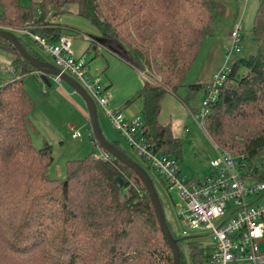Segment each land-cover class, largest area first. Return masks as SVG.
I'll return each mask as SVG.
<instances>
[{
    "label": "trees",
    "instance_id": "1",
    "mask_svg": "<svg viewBox=\"0 0 264 264\" xmlns=\"http://www.w3.org/2000/svg\"><path fill=\"white\" fill-rule=\"evenodd\" d=\"M70 4L100 33L90 36L88 53L96 56L106 48L145 77L125 104L142 101L145 140L157 153L181 161L179 138L169 122L159 120L161 100L182 87L202 39L226 14L225 1L29 0L24 5L0 0V26L34 21L35 32L55 43L63 25L53 16ZM252 27L256 52L232 62L202 121L214 144L264 165V0ZM18 39L28 54L43 61L30 39ZM0 49L10 57V78L0 82V264H173L142 179L109 152L107 160L94 159L92 153L104 148L93 131L92 153L68 160L65 178L47 175L52 147L44 142L37 148L31 141L28 116L35 104L23 84L38 70L1 36ZM200 86L189 84L190 89ZM111 144L130 158L117 142ZM189 252L190 264L208 261L209 253L196 241Z\"/></svg>",
    "mask_w": 264,
    "mask_h": 264
},
{
    "label": "rangeland",
    "instance_id": "2",
    "mask_svg": "<svg viewBox=\"0 0 264 264\" xmlns=\"http://www.w3.org/2000/svg\"><path fill=\"white\" fill-rule=\"evenodd\" d=\"M29 0H21L27 5ZM226 14L217 18L210 26L209 34L201 41L200 47L186 73L182 87L176 92L168 93L162 98L159 111V120L165 124L170 123L172 135L179 138L181 143V161L179 170L187 178H203L209 170L212 159L217 158L214 142L210 139L205 129L199 126L200 112L204 108V102L210 99L209 83L215 72L223 67L226 72L232 62L243 56L253 54L257 50V42L252 35V24L256 15V8L260 0H224ZM56 22L61 23V32L72 38L71 48L76 56H84L88 61L87 70L92 77L101 76L102 81L110 80L108 102L109 108H123L124 113L139 114L142 111V101L138 98L129 105L125 101L137 90L142 88L146 81L132 65L126 63L116 55L113 56L106 48L100 50L99 56L87 53L88 39L90 36L99 37L100 33L87 19L80 17L74 4L68 6V10L56 16ZM240 22L239 30L240 52H231L225 60V55L233 44L231 32ZM18 36V35H17ZM30 41V40H29ZM42 60L55 67L59 63L46 54L34 42H31ZM9 55L0 49V82L10 78L8 73ZM48 77V76H47ZM70 78H72L69 75ZM107 81V82H108ZM49 86L43 82L39 73L26 75L23 79L25 90L32 96L35 107L29 113L28 118L32 124L30 129L31 141L37 148L42 147L43 140L52 147V163L49 165L47 175L54 179L66 177V163L68 160L83 158L92 153L93 142L90 138L91 122L88 116L86 103L78 93L64 80H55L48 77ZM189 84L201 85L197 89H190ZM121 89L122 94L111 98L114 90ZM110 97V99H109ZM110 100V101H109ZM100 131L111 143L117 142L130 158H133L144 170L148 172L155 187L158 199L161 202L163 215L171 229V235L180 244L181 255L185 264H190L189 244L196 241L203 251L210 253L214 242L207 231L191 232L183 235V230L189 228L176 214V207L182 201L177 188H169L160 180L157 172L144 163L130 148L118 130H115L103 109L96 105ZM73 124L81 131L82 136L72 139L67 125ZM217 145V144H216ZM99 152L98 150L92 154ZM205 264H210L206 261Z\"/></svg>",
    "mask_w": 264,
    "mask_h": 264
},
{
    "label": "built area",
    "instance_id": "3",
    "mask_svg": "<svg viewBox=\"0 0 264 264\" xmlns=\"http://www.w3.org/2000/svg\"><path fill=\"white\" fill-rule=\"evenodd\" d=\"M231 32L233 44L226 53L240 52L239 30L236 24ZM1 29L31 40L46 54L59 63L62 72L74 78L89 94L96 105L103 109L115 130L136 154L146 161L169 188H177L182 200L176 214L191 232L207 231L214 242L209 253L210 264H264V165L249 162L242 156L231 155L214 145L217 158L209 164V172L203 178H187L179 170V161L163 153H157L144 138L143 120L140 115H127L120 108H109L104 85L98 76L92 77L86 70L87 60L76 56L71 39L62 33L52 43L35 30L38 26L28 21L21 27L0 26ZM229 72V71H228ZM228 72L221 67L209 83L211 98L205 100L200 112L199 126L207 112L206 105L214 100L217 89L222 86ZM58 82L60 76H55ZM67 129L72 139L82 136L81 131L69 123ZM94 159H109L105 149L93 154Z\"/></svg>",
    "mask_w": 264,
    "mask_h": 264
},
{
    "label": "water",
    "instance_id": "4",
    "mask_svg": "<svg viewBox=\"0 0 264 264\" xmlns=\"http://www.w3.org/2000/svg\"><path fill=\"white\" fill-rule=\"evenodd\" d=\"M0 36L8 40L14 47H16L21 55L30 62L33 66H35L41 76L43 82H45L49 86L48 77L46 74L53 76H60L61 80L66 81L76 92L81 96L84 103H86L88 116L90 117L91 122V130L93 131L98 143L108 151L110 154L114 156V158L121 160L125 163L130 169H133L135 173L139 175L144 183V187L150 196L151 201L153 202V208L155 215H157L159 224L161 229L164 231L167 243H169L172 250L173 264H180L179 257V248L176 241L173 239L170 229L167 226L165 215H163L161 202L158 199L155 187L152 184V180L148 172L145 170L132 158H129L124 154L119 148L114 147L102 134L98 124L97 117V109L96 103L92 100L88 93L81 87V85L74 79L70 78L69 75L62 72V70L58 67L53 66L47 61H41L30 54H28L24 48H22L18 36L16 34L11 33L8 30L0 28ZM119 180V184H122V180L120 177L117 178Z\"/></svg>",
    "mask_w": 264,
    "mask_h": 264
},
{
    "label": "crops",
    "instance_id": "5",
    "mask_svg": "<svg viewBox=\"0 0 264 264\" xmlns=\"http://www.w3.org/2000/svg\"><path fill=\"white\" fill-rule=\"evenodd\" d=\"M54 20L56 21V18H54ZM63 33V32H62ZM90 39V38H89ZM89 39H88V41H89ZM71 40H72V38H71ZM71 43H72V41H71ZM88 44H89V42H88ZM88 48H89V46H88ZM100 50H102V48L100 49ZM109 51V50H108ZM75 52V51H74ZM87 52V51H86ZM110 52V51H109ZM88 53V52H87ZM111 53V52H110ZM76 54V53H75ZM112 54V53H111ZM100 55V52L98 53V55H96V56H99ZM92 56H94V57H96L95 56V54L93 53V55ZM113 56H115V55H113ZM119 58V57H118ZM85 60H86V58H85ZM87 66H88V61H87V64H86V70L88 69L87 68ZM87 72H88V74H90V72H89V70H87ZM37 73H39V72H35V75H37ZM34 75V74H33ZM91 75V74H90ZM52 77H55V76H53V75H51ZM99 77V76H98ZM100 78V80L102 81V78H101V76L99 77ZM61 80V79H60ZM107 81H108V78H107ZM105 82V81H102V83H103V85L107 88V89H105V95L107 96V98H108V96H109V93H108V91H110V90H108L109 89V87L111 86V84H112V82L109 80L108 82ZM73 89V88H72ZM75 90V89H74ZM76 91V90H75ZM77 93V92H76ZM123 92H122V90L121 89H116V90H114L113 91V93H112V95H111V98H116L117 96H119L120 94H122ZM81 97V96H80ZM109 99H110V97H109ZM110 101V100H109ZM126 114V113H125ZM131 114H133V113H131ZM131 114H128L127 113V115H131ZM138 114V113H137ZM65 125H67V124H65ZM31 127H32V124H31ZM44 142H46L45 140H43V143ZM42 143V144H43Z\"/></svg>",
    "mask_w": 264,
    "mask_h": 264
}]
</instances>
